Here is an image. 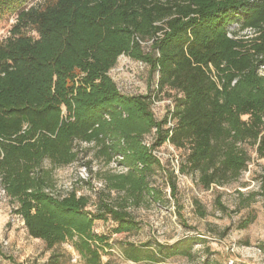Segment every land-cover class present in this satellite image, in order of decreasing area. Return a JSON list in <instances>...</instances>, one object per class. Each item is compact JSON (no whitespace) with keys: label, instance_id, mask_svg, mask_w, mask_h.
Returning <instances> with one entry per match:
<instances>
[{"label":"trees","instance_id":"obj_1","mask_svg":"<svg viewBox=\"0 0 264 264\" xmlns=\"http://www.w3.org/2000/svg\"><path fill=\"white\" fill-rule=\"evenodd\" d=\"M30 1L0 0V16L19 19L0 45V192L28 236L51 251L43 264H69L64 244L83 264H113L102 261L109 238L94 224L110 220L116 235L138 231L130 210L163 199L156 175L176 198L175 169L153 154L166 144L182 152L179 174L206 191L238 182L253 153L264 161V0H51L27 8ZM122 56L148 67L155 95L118 90L110 71ZM162 94L172 106L156 120L151 106ZM82 144L92 146L90 160ZM78 162L87 178L86 165L109 168L95 201L58 192L55 170ZM256 180L249 204L264 197V167ZM189 242L155 244L152 261L192 258ZM124 253L143 260L140 247Z\"/></svg>","mask_w":264,"mask_h":264},{"label":"rangeland","instance_id":"obj_2","mask_svg":"<svg viewBox=\"0 0 264 264\" xmlns=\"http://www.w3.org/2000/svg\"><path fill=\"white\" fill-rule=\"evenodd\" d=\"M49 1L31 0L27 8L42 6ZM18 22L17 13L0 16V45L12 37ZM21 31L36 37L30 28L21 27ZM261 74L264 75V68ZM110 76L124 95L156 94V85L150 82L148 67L129 57H120ZM171 106L172 101L166 95L155 98L151 106L155 119L161 120ZM150 139L151 136L147 137L146 143ZM80 147L90 151L85 161L90 160L92 146L82 144ZM181 155V151L169 144L158 150L161 163L166 168H174L178 176L177 195L175 199L171 198L163 177L156 175L153 186L163 192V199L158 202L144 198L139 208L130 210L140 224L138 231L116 235L112 233L115 227L112 221L95 222L94 232L109 238L110 248L106 251L108 255L102 258L103 263L109 259L113 264H229L231 261L233 264H264V197L257 196L255 202L249 204L250 193L259 191L256 178L264 167V161L253 153L252 164L238 182L206 191L197 186L194 177L179 174ZM85 167L89 178L83 171V162L55 170L58 192L75 190L78 195L95 201L93 189L102 188L101 177L109 168L99 162H93L91 169L88 165ZM218 200L227 207V213L219 210ZM12 209L9 200L0 192V264L45 263L51 251H47L40 240L28 236L22 219L13 214ZM200 211L204 217L200 216ZM251 216L254 217L253 222L247 228L239 229L240 223ZM184 239L193 243L192 258L152 261L155 244L171 246ZM128 244L140 247L142 261L133 263L127 260L124 249ZM145 244L149 246L144 247ZM60 249L70 255L69 264H83L70 245L64 244Z\"/></svg>","mask_w":264,"mask_h":264},{"label":"built area","instance_id":"obj_3","mask_svg":"<svg viewBox=\"0 0 264 264\" xmlns=\"http://www.w3.org/2000/svg\"><path fill=\"white\" fill-rule=\"evenodd\" d=\"M146 144H147V146H150V144H151V139H150ZM157 152H158V151H154V152H153V154H154L156 157H158V156H157ZM229 264H233V262L231 261Z\"/></svg>","mask_w":264,"mask_h":264}]
</instances>
